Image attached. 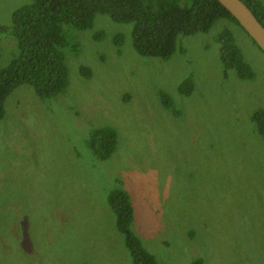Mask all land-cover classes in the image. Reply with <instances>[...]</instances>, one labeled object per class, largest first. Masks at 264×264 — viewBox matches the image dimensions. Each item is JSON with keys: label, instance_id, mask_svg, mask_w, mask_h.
<instances>
[{"label": "rangeland", "instance_id": "374dc122", "mask_svg": "<svg viewBox=\"0 0 264 264\" xmlns=\"http://www.w3.org/2000/svg\"><path fill=\"white\" fill-rule=\"evenodd\" d=\"M28 4L0 0V29ZM130 28L104 14L87 29L61 25L65 89L40 98L19 83L4 98L0 264H132L108 204L115 189L157 264H264V138L251 121L264 111L263 53L228 19L178 36L163 60L138 55ZM222 30L250 79L222 68ZM18 52L0 31V70ZM105 126L113 149L98 159L89 139Z\"/></svg>", "mask_w": 264, "mask_h": 264}, {"label": "trees", "instance_id": "16d2710c", "mask_svg": "<svg viewBox=\"0 0 264 264\" xmlns=\"http://www.w3.org/2000/svg\"><path fill=\"white\" fill-rule=\"evenodd\" d=\"M240 1L264 28L261 6L254 0ZM95 14L107 15L115 23L130 24L133 50L140 56L161 60L171 54L178 36L204 33L216 19H228L238 25L216 0H30V4L14 12L8 28L0 29L15 38L19 50L18 56L0 70V116L4 98L19 83L31 86L40 98L65 89L66 67L59 51L64 41L61 25L87 29ZM215 40L222 68H232L238 78L250 79L249 67L228 31L222 30ZM251 121L255 132L264 138V111L254 112ZM113 135L106 126L91 134L89 148L96 158L104 159L112 151ZM108 204L132 264H157L129 229L133 212L128 193L115 189Z\"/></svg>", "mask_w": 264, "mask_h": 264}, {"label": "water", "instance_id": "95a60500", "mask_svg": "<svg viewBox=\"0 0 264 264\" xmlns=\"http://www.w3.org/2000/svg\"><path fill=\"white\" fill-rule=\"evenodd\" d=\"M216 1L233 17L264 55V28L256 21L248 8L240 0ZM20 225V247L27 254L31 250V244L29 243L25 221H22Z\"/></svg>", "mask_w": 264, "mask_h": 264}, {"label": "flooded vegetation", "instance_id": "af4514ba", "mask_svg": "<svg viewBox=\"0 0 264 264\" xmlns=\"http://www.w3.org/2000/svg\"><path fill=\"white\" fill-rule=\"evenodd\" d=\"M19 222V221H18ZM18 222H17V224H16V226L18 227V230H19V235H20V231H21V223H19L18 224ZM21 240H20V237H19V240H18V242H20ZM29 243H30V241H29ZM31 244V243H30ZM20 245H21V242H20ZM31 251V250H30ZM30 253V252H29ZM29 253H27L28 255H29ZM26 254V253H25Z\"/></svg>", "mask_w": 264, "mask_h": 264}, {"label": "clouds", "instance_id": "9594fccd", "mask_svg": "<svg viewBox=\"0 0 264 264\" xmlns=\"http://www.w3.org/2000/svg\"><path fill=\"white\" fill-rule=\"evenodd\" d=\"M249 37V36H248ZM250 38V37H249ZM20 233H21V231H20ZM20 240H21V238H20ZM30 241V240H29ZM19 245H20V242H19ZM22 250V249H21ZM23 252V251H22ZM24 253V252H23ZM25 254V253H24Z\"/></svg>", "mask_w": 264, "mask_h": 264}]
</instances>
